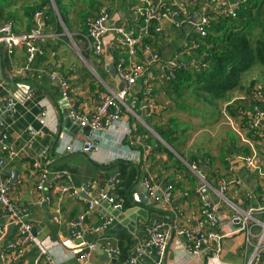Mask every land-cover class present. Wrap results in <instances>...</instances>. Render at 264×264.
I'll return each mask as SVG.
<instances>
[{"label": "crops", "instance_id": "crops-1", "mask_svg": "<svg viewBox=\"0 0 264 264\" xmlns=\"http://www.w3.org/2000/svg\"><path fill=\"white\" fill-rule=\"evenodd\" d=\"M34 1L37 0H7V4L0 5V25L11 21L15 34L27 32L32 27V14L26 7ZM97 2L101 4L99 13L103 10L110 13V27L128 30L139 25L141 18L133 13L135 2ZM80 5L81 9L90 8L89 2ZM53 10L59 30L43 23V30L50 37L36 43L42 52L31 61L26 59L22 45L8 52L0 44V104L8 96L13 100L12 109L4 114L3 127H0V134H7L8 151L3 148L0 137V156L4 158L1 169L9 180L10 197L16 204L27 206L30 221L46 238L57 264H126L132 257L136 258V264H243L244 232L222 234L210 248L188 257L184 246L186 239L176 234V229L228 231V209L216 191L232 177L238 178L241 185L228 190L226 197L230 201L242 209L260 203L261 183L254 173L246 170L243 162L234 159L237 155L254 152L264 168V140H256L246 129V119L254 102L253 91L236 89L235 95L229 92L228 97L221 96L223 100L209 101L208 109L200 108L189 100L188 88L193 84L186 80L180 88L173 89L157 63H150L124 97L126 104L117 101L120 111L117 123L99 131L81 127L71 121L58 79L51 78V74L66 80L70 96L77 99L78 111L89 113L101 94L117 93L125 87L116 70L122 51L113 33L109 32L104 36L103 55H94L85 34L80 33L76 18L69 17L74 12L72 7L68 18L73 32L65 26L59 11ZM160 25L161 30L155 32L159 39L142 47L141 56H127V64L140 63L143 57L154 52L161 60L198 61L192 51L197 44L190 25L177 29L167 20H161ZM63 43L68 44L67 47H63ZM194 69L183 71L190 75ZM131 102H135L133 106ZM228 106L234 111H229ZM90 137H94L97 148L85 152L82 150L84 141ZM243 137L250 139L253 146ZM62 142H73L77 149L60 151ZM36 163L48 173L67 172V177L54 179L49 176L47 179L44 187L50 192V202L37 203L35 183L40 170L34 167ZM193 163L198 174L191 167ZM15 170L16 181H12L10 174ZM114 175L118 176V183L123 180L125 184L121 207L116 208L113 202L104 200L85 218V225L95 226L103 217H111L104 231L93 233L89 230L86 238L98 241L100 249L102 244L109 242L118 248L119 255L109 257L101 250L112 259L103 260L93 249L87 260L78 261L70 248L55 245V242L69 236V223L82 213L87 202L70 194L60 195L59 186H79L92 181L99 187L105 186L108 194L116 197L111 189L118 183H109ZM146 178L160 190L172 184V196L164 207L146 196ZM200 185L198 196L196 191ZM133 203L140 205L130 210ZM109 204L117 210L115 214ZM205 204L215 207V215L221 220L216 227L198 224L205 219ZM53 217L59 221L54 222ZM7 223L9 218L0 208V226ZM157 224L158 232L165 237L163 254L145 246L149 231ZM15 231L16 227L9 224L6 233L0 234V252L8 241L15 239ZM141 249L143 252L139 253ZM37 258L36 249L28 245L22 248L15 261L8 256L6 260L10 264H44L39 259L36 262Z\"/></svg>", "mask_w": 264, "mask_h": 264}, {"label": "built area", "instance_id": "built-area-1", "mask_svg": "<svg viewBox=\"0 0 264 264\" xmlns=\"http://www.w3.org/2000/svg\"><path fill=\"white\" fill-rule=\"evenodd\" d=\"M135 2L133 13L141 18L138 26L131 29H123L122 27H110V13L101 11L97 16L90 18L87 21V29L85 38L91 49V52L96 56H101L104 53L103 40L104 36L109 32L113 33L114 40L119 46V50H125L129 56L134 55V48L143 35H148L151 32H159L161 30L160 21L167 20L170 25L180 29L190 25L194 33L205 35L206 26L209 24L210 16L208 11H213L216 16L228 18L235 15L236 10L245 0H172L174 8H166L163 12H157V4L152 0H130ZM160 1V0H159ZM44 12L36 10L32 14V27L23 34H15L11 21H6L0 25V44H2L8 52H11L17 45H22L26 53V59L31 61L35 55L42 52L37 48L36 43L46 39L47 34L43 30ZM156 23L150 29L152 21ZM140 63L127 64V60L119 57L116 63V70L120 78L124 81L125 87L119 92H111L101 94L98 98V103L95 108L89 113H80L77 109V99L72 98L69 94V87L65 79L51 74V78H57L61 87V95L66 100L69 107V117L73 122H77L79 126H88L94 131L102 130L110 127L119 121L120 111L117 101L121 104H126L124 97L132 88L135 82L142 77L145 68L150 63H157L159 69L166 77L171 78L176 71L187 70L191 67H198V61L187 58L166 59L161 60L158 54L151 53L149 57H143ZM252 93L253 105L246 119V129L256 140H264V85L261 83L254 86ZM135 102H131L133 106ZM13 100L11 97L5 98L0 104V127H3V116L12 109ZM145 105H143L144 107ZM40 117H43V113ZM43 119V118H41ZM42 123L43 121L40 120ZM239 131V130H237ZM240 132V131H239ZM4 149L8 151L7 134H0ZM243 140L250 146L253 143L250 139L243 137ZM97 148V142L94 137L86 138L84 141L85 152H92ZM77 149L73 142H62L60 151L72 152ZM236 161L243 162L247 171L254 173V176L261 183L260 203L256 206H248L242 209L238 204L229 200L226 193L230 188H235L241 185V181L232 177L229 181L223 182L216 191L220 200L227 206L229 217L227 216L228 231L220 233L213 229H199L197 232L189 228L178 227L176 234L183 236L186 239V254L188 257L199 255L202 250H207L214 241H218L223 235H231L240 231L244 232V259L243 264H264V168L261 167L257 155L253 152L249 155H237L234 157ZM4 158L0 156V208L9 218V223L0 226V234L4 235L7 231V225L12 224L16 227L15 239L8 241L4 249L0 252V264H10L6 259L7 256L11 261H15L21 254L22 248L32 246L36 249L38 258L36 262L41 260L44 264H57L56 259L51 254V248L46 244V238L40 230H37L32 221L29 219V211L27 206L16 204L9 195L10 184L9 180L2 174V166ZM35 168H39L40 172L37 175L35 189L38 193L37 203L50 202V192L44 187L49 176L54 179L67 177V172L56 171L48 173L46 169L40 167V164H34ZM195 172V163L191 166ZM201 180H203L201 178ZM119 179L117 175L110 178L109 183L116 185ZM204 181V180H203ZM146 196L154 202L160 203L163 207L172 196V184L166 185L163 190H160L155 183L145 179ZM202 185L199 186L196 193L200 196ZM59 194H70L79 200H86L87 206L82 213L69 223L70 234L63 239L55 242L64 247L70 248L78 261L87 260L93 253V249L98 244V241L89 240L86 238L87 232L90 230L93 233L104 231L111 223V217H103L95 226L87 227L85 218L99 205L102 201L107 200L113 202L116 208L121 207V202L115 197L109 195L105 186L99 187L92 181L84 182L79 186L60 185ZM228 195V194H227ZM205 219L199 220L198 224L202 227H216L221 223V220L215 215V207L206 205L203 208ZM53 221H59L53 217ZM155 226L150 230L145 243L146 247H153L159 254L165 251V237L158 232ZM223 234V235H222ZM79 241V244L75 242ZM101 245V244H100ZM101 250L109 257H117L119 250L109 242L101 245ZM143 250H139L142 253ZM126 264H136V258H129Z\"/></svg>", "mask_w": 264, "mask_h": 264}, {"label": "trees", "instance_id": "trees-1", "mask_svg": "<svg viewBox=\"0 0 264 264\" xmlns=\"http://www.w3.org/2000/svg\"><path fill=\"white\" fill-rule=\"evenodd\" d=\"M157 4V12H163L166 8H174L172 0H152ZM60 17L69 29V9H73V17L80 25V33H86L87 21L99 14L100 3L97 0H54ZM89 2V9H81V3ZM7 4V0H0V5ZM36 10L44 12V23L47 22L57 27V15L53 10L50 0H37L26 11L33 14ZM209 24L206 26V34L192 33V38L197 44L192 51L198 58V67L192 74L180 70L167 79L168 85L173 89L180 88L188 80L189 84L197 86L198 92H209L210 98L218 99L220 96L228 97L227 93L234 90H253L260 83L264 85V77L254 76L249 71L252 68L264 70V0H245L236 10L235 15L228 18L216 16L213 11H208ZM156 23L152 21L150 29ZM157 33L143 35L134 48V56H141V49L158 40ZM122 57L127 59L128 53L121 50ZM158 54V53H157ZM263 76V75H262ZM153 90V88H152ZM248 92V91H247ZM213 94V95H211ZM248 104V102H247ZM243 107V106H242ZM229 111L234 108L228 106ZM163 135V134H162ZM175 162H178L175 159ZM31 165V164H30ZM125 184L123 180L112 191L116 194V200H123ZM115 196V195H114Z\"/></svg>", "mask_w": 264, "mask_h": 264}, {"label": "rangeland", "instance_id": "rangeland-1", "mask_svg": "<svg viewBox=\"0 0 264 264\" xmlns=\"http://www.w3.org/2000/svg\"><path fill=\"white\" fill-rule=\"evenodd\" d=\"M50 3H51V6L52 8H54L56 11H58V8L56 7V4L54 2V0H50ZM54 6H53V5ZM72 20H74L75 18L73 17V14L69 16ZM62 20V19H61ZM77 21H80V18L76 19ZM73 32V31H72ZM68 44H62L63 47H67ZM250 74H253L254 76H259V77H264V70L261 69V66L260 68L256 67L255 69L252 68L250 71H249ZM263 75V76H262ZM264 83V80L263 82ZM190 87L188 88L189 89V100H190V103L193 104V103H196V104H199L197 106H199L200 108L204 107L205 109H208L207 107V103H209V101H214L213 98H210V96H207L209 95L210 93L207 92V93H199V92H193L195 88H197V86H193V85H189ZM193 90V91H192ZM235 91H232L231 93H234ZM236 93H234L233 95H235ZM213 95V94H211ZM218 100H223L222 97L220 96ZM224 130V128H222ZM221 149V148H220Z\"/></svg>", "mask_w": 264, "mask_h": 264}, {"label": "water", "instance_id": "water-1", "mask_svg": "<svg viewBox=\"0 0 264 264\" xmlns=\"http://www.w3.org/2000/svg\"><path fill=\"white\" fill-rule=\"evenodd\" d=\"M70 119H71V118H70ZM71 121H72V120H71ZM72 122H73V121H72ZM75 123L78 124L77 122H75ZM16 173H17V170H15V171L13 172V174H10L12 181H16V176H15ZM139 205H140V204H138V203H133V204H132V207H130L129 209L132 210V209L136 208V207L139 206ZM141 206H142V205H141ZM109 209H110V210H113V209L111 208L110 204H109ZM127 210H128V209H127ZM112 212H113V214H115V213L117 212V210H113ZM94 252H96V254H98L99 257H100L101 259H103V260H112V259H110L109 257H107L105 254H103V252L101 251L99 245H96V246H95V248H94Z\"/></svg>", "mask_w": 264, "mask_h": 264}]
</instances>
